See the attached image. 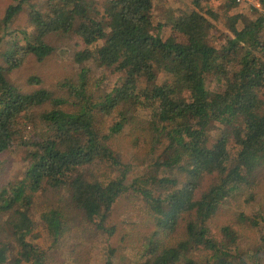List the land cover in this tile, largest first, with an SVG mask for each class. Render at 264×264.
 <instances>
[{
    "label": "trees",
    "instance_id": "16d2710c",
    "mask_svg": "<svg viewBox=\"0 0 264 264\" xmlns=\"http://www.w3.org/2000/svg\"><path fill=\"white\" fill-rule=\"evenodd\" d=\"M31 1L21 0L0 16L4 31L25 5L30 7L31 31H19L0 53V155L20 149L28 160L24 179L0 191V264H45L46 253L29 238L35 229L30 214L34 196L46 189L66 191L72 208L101 232H110L105 221L120 197L130 191L141 196L156 228L145 245L147 264H198L195 251L210 252L209 264H252L232 248L238 235L231 227H223L217 239L208 223L264 168V11L250 6L252 15L225 16L231 36L222 56L208 43L212 24L200 11L205 1L219 0H193L194 11L172 19L173 30L186 42L154 34L153 0H109L104 13L108 32L93 19L100 14L94 0H47L41 8ZM259 2L264 9V0ZM238 6L229 0V9ZM208 14L219 19L213 11ZM71 33L88 47L104 40L95 51L78 53L76 63L96 54L102 67L125 79L98 98L89 91L86 68L76 84H64L69 98L45 88L22 92L9 83L7 74L26 58L44 61L55 53L50 40ZM239 52L241 67L233 78L209 91L207 76L218 75L220 61ZM162 68L169 78L159 82ZM30 83L41 84L35 77ZM140 108L150 110L154 146L162 152L152 176L128 184L127 166L109 142ZM99 115L117 118L107 134L98 126ZM231 141L235 152L229 150ZM98 166L118 175L102 178L95 172ZM206 176L212 182L202 188ZM41 219L55 241L66 233L64 214L57 208ZM180 228L182 239L174 245L162 242Z\"/></svg>",
    "mask_w": 264,
    "mask_h": 264
},
{
    "label": "rangeland",
    "instance_id": "374dc122",
    "mask_svg": "<svg viewBox=\"0 0 264 264\" xmlns=\"http://www.w3.org/2000/svg\"><path fill=\"white\" fill-rule=\"evenodd\" d=\"M21 0H0V16L4 17L8 7L16 5ZM47 0H32L30 3L37 7H43ZM97 3L99 15L93 19L100 22L107 29V21L104 16L106 4L109 0H94ZM193 0H153V24L154 34L167 40L186 42L184 36L173 30L172 19L184 13L195 10ZM260 11L262 5L259 0H252ZM251 4L241 3L234 10L229 9V0L204 2L200 9L212 24L208 43L219 50L223 56L222 48L226 46L228 37L231 36L225 16L243 13L251 14ZM213 11L219 15L215 19L208 14ZM29 5H25L23 11L16 17L13 24L6 30L0 31L3 43L0 53L7 51L19 31H31L29 23ZM250 15V16H251ZM253 17V16H252ZM158 28H160L158 30ZM55 47V53L44 61L39 62L35 57L26 58L20 68L7 74L9 83L19 88L22 92H33L45 88L56 97L69 98L65 83L76 84L79 73L83 68L89 70V91L96 98L109 93L124 79L123 74L116 73L100 65L96 54L87 62L78 64L75 56L84 51H95V48L103 45L104 40L97 45L86 46L83 41L71 33L67 36H59L50 40ZM243 53L230 56L228 60H221V69L218 75L207 76V89L214 91L222 87L241 67ZM1 64L3 59L0 58ZM38 78L40 85L30 83L32 78ZM169 78L164 68L158 73V80ZM264 100V93L262 95ZM49 108V107H46ZM44 109V108H43ZM124 130L111 138L109 142L112 150L119 155L122 163L127 166L128 184L138 176H152L155 159L161 154L162 148L154 146L153 134L150 131V110L137 109L131 112ZM117 118L115 116H98V126L102 133L107 134ZM215 139L219 130H215ZM212 140L211 142H215ZM229 150L235 152L236 146L232 141ZM28 165L27 153L24 150H15L0 155V191L15 185L24 179V172ZM101 177L108 175L115 177L118 172L112 173L106 166H98L95 171ZM104 174V175H103ZM163 177L161 173L159 175ZM180 180L185 178L179 177ZM250 188L243 189L229 198L209 221L210 233L217 239H221V229L231 227L238 235V240L232 248L239 255H243L252 264H264V168L257 172ZM212 182L211 177L206 176L202 188ZM58 209L63 212L66 220V233L57 241L48 233L41 219L43 213ZM31 218L35 223V229L30 241L39 246L46 253L45 264H147L149 255L146 254L147 240L156 231L154 221L147 209L143 198L133 191L120 197L114 205L105 223L110 232H101L95 224L79 215L72 208L69 194L66 191H53L46 189L34 196L30 210ZM253 223L256 225L254 226ZM183 227V226H182ZM183 238V228L177 233L165 235L162 242L166 245L175 244ZM11 258L16 257L17 247L12 243ZM211 253L195 251L193 259L198 264H209ZM183 264V263H181Z\"/></svg>",
    "mask_w": 264,
    "mask_h": 264
},
{
    "label": "built area",
    "instance_id": "2783aa9c",
    "mask_svg": "<svg viewBox=\"0 0 264 264\" xmlns=\"http://www.w3.org/2000/svg\"><path fill=\"white\" fill-rule=\"evenodd\" d=\"M251 1H252V0H236V2H237L238 4H241V3L243 4V3L248 2V3L251 4L252 6H254V7H256V8H259V7L256 6V4L252 3ZM257 5H260V4L258 3Z\"/></svg>",
    "mask_w": 264,
    "mask_h": 264
}]
</instances>
